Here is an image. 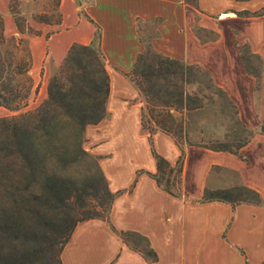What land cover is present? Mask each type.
<instances>
[{"label":"crops","instance_id":"crops-1","mask_svg":"<svg viewBox=\"0 0 264 264\" xmlns=\"http://www.w3.org/2000/svg\"><path fill=\"white\" fill-rule=\"evenodd\" d=\"M41 1L0 0L6 36L28 42L34 82L42 81L45 88L70 48L90 45L97 33L110 78L106 116L87 127L84 148L99 159L116 197L107 221L94 219L76 227L62 252V263L151 264L130 249L113 226L146 236L158 255L157 264H264V205L200 202L206 188L235 184L215 174V167L238 175L264 199V136L256 135L240 156L187 146L183 185L188 197H174L149 176L157 172L152 147L172 165L179 160L180 147L171 136L143 128L147 102L128 76L150 45L158 54L207 71L237 106L243 124L257 128L264 124V72L257 93L237 43L248 44L264 58V16L237 13L257 12L264 8V0H196L197 6L191 0H59L56 11L61 22L57 25L34 20L33 14L45 12ZM12 2L20 4L28 27L39 35L19 33L10 13ZM197 28L215 31L219 37L202 43ZM42 96L45 100V93ZM224 135L217 123L188 127L192 144L223 140Z\"/></svg>","mask_w":264,"mask_h":264},{"label":"trees","instance_id":"trees-1","mask_svg":"<svg viewBox=\"0 0 264 264\" xmlns=\"http://www.w3.org/2000/svg\"><path fill=\"white\" fill-rule=\"evenodd\" d=\"M191 1L197 6L196 0ZM10 13L21 35H39L28 27L17 2L10 4ZM237 15L262 17L264 8ZM33 18L52 24L46 15ZM60 22L59 17L57 24ZM196 35L202 43L219 37L217 32L202 28L196 29ZM25 42L23 37L6 36L0 13V108L10 112L26 107L31 94L32 80L24 81L32 70L31 52L17 55ZM237 47L259 93L264 58L254 54L248 44L237 43ZM128 76L147 102L143 128L171 136L180 147L175 165L152 147L157 172L149 176L174 197H188L183 185L187 146L240 156V150L256 135L264 136V124L255 129L246 127L228 94L198 65L158 54L146 45ZM109 94L110 78L97 33L90 45L70 48L58 74L48 82L47 98L35 111L0 119V264H63L62 252L80 223L108 220L116 195L109 189L99 159L90 156L83 145L87 127L105 118ZM214 104H218L222 118L232 123L229 131L223 140L192 144L184 114ZM86 157L93 160L95 171L84 178L75 177L72 169ZM200 202H222L232 207L264 205L261 194L242 182L229 188H206ZM111 228L130 249L157 264L158 255L146 236Z\"/></svg>","mask_w":264,"mask_h":264},{"label":"rangeland","instance_id":"rangeland-1","mask_svg":"<svg viewBox=\"0 0 264 264\" xmlns=\"http://www.w3.org/2000/svg\"><path fill=\"white\" fill-rule=\"evenodd\" d=\"M58 1L59 0H42L41 3L44 6L45 12L42 14H33V17L37 16V15H46L48 17V19L51 20L52 25H57V23L59 21V17H60L58 12L56 11ZM18 10H19L20 14L22 15V13L20 11V4L19 3H18ZM22 16L26 19V17L24 15H22ZM29 50H30V48L28 46V42H25V44L17 52V55L19 57H23L24 55H26L27 51H29ZM253 62H254L253 64L258 65V63L256 61H253ZM30 72L28 73L26 78H24V81H26L29 78L32 80V83H30V84H31V93H32V91H33V93H32V96L29 97V100L27 102V106L23 107L19 112H8L6 110L0 109V119L6 118V117H13V116L17 117V116L22 115L24 113L33 112L44 101L42 98L43 97L42 95H44V93H45V96L47 98L48 83L45 85V88H44L42 81H37V82L35 81L34 82ZM184 119L187 121V123H189V126L193 123H198V124L202 123V125H205V123H207V122H209V123L212 122L213 124L217 123V126L221 129V133L222 132L226 133L227 131H229V129L232 125V123L229 120L222 118V116L219 112L218 104H214V105L207 107V110L205 112H201L199 114H196L195 111L186 113V114H184ZM84 139H85V137H84ZM197 142H199V141H197ZM207 142L208 141L202 139V141H200V143H197V144H203V143H207ZM87 153L90 156L95 157L92 154H90L89 152H87ZM95 158H97V157H95ZM92 161H93L92 159H90L89 157H86V159L84 161H82L79 166H76V167H74V169H72L71 174H73L75 177L84 178L85 175L87 176L90 173H93L95 171V166L93 165ZM213 171L215 174L223 175L225 177V179H227V182H233L234 181V183H235L234 185L241 183L239 176L234 174V173H226L223 171V169H221L219 167H215L213 169ZM211 190H213V189H211ZM32 264H38V263L35 262Z\"/></svg>","mask_w":264,"mask_h":264}]
</instances>
